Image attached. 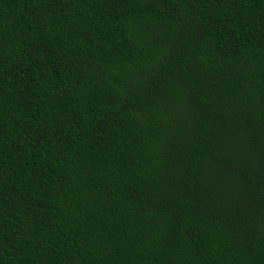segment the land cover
Instances as JSON below:
<instances>
[{"label":"trees","instance_id":"obj_1","mask_svg":"<svg viewBox=\"0 0 264 264\" xmlns=\"http://www.w3.org/2000/svg\"><path fill=\"white\" fill-rule=\"evenodd\" d=\"M0 264H264V0H0Z\"/></svg>","mask_w":264,"mask_h":264}]
</instances>
